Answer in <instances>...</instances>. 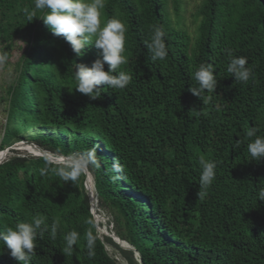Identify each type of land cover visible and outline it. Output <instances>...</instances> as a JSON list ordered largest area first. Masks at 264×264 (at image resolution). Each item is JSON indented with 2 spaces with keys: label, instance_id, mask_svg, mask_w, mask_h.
I'll use <instances>...</instances> for the list:
<instances>
[{
  "label": "trees",
  "instance_id": "1",
  "mask_svg": "<svg viewBox=\"0 0 264 264\" xmlns=\"http://www.w3.org/2000/svg\"><path fill=\"white\" fill-rule=\"evenodd\" d=\"M171 1L180 12L181 0H104L102 26L113 17L125 24L127 63L118 71L132 80L124 89L101 86V97L92 100L75 91V70L99 58L94 45L77 56L39 19L46 10L27 21L23 9L34 0H0L2 55L10 60L23 42L1 97L0 150L27 141L66 155L99 144L101 167L90 171L98 210L112 217L114 232L140 252L142 264H264V201L257 198L264 160H252L245 136L254 125L264 134V0H202L195 36L174 21ZM155 27L165 33L168 55L153 62L145 41ZM228 50L247 57L249 81L227 72ZM202 63L214 65L218 81L203 101L189 91ZM39 128L59 131L53 136ZM11 154L0 164V226L14 227L37 213L57 223L54 240L48 233L37 239L31 264H141L115 234L98 232L87 175L65 183L48 157ZM202 155L217 168L208 195L198 200ZM114 160L119 179H113ZM46 161L51 166L41 177ZM70 231L79 237L69 250L63 236ZM88 232L95 238L91 257ZM0 264H19L2 244Z\"/></svg>",
  "mask_w": 264,
  "mask_h": 264
},
{
  "label": "clouds",
  "instance_id": "2",
  "mask_svg": "<svg viewBox=\"0 0 264 264\" xmlns=\"http://www.w3.org/2000/svg\"><path fill=\"white\" fill-rule=\"evenodd\" d=\"M104 0H34L32 8L25 7L23 14L27 21L32 22L38 11H45L42 18H39L49 27L54 37H63L77 56L86 51L90 46L98 50V57L91 63V66L77 64L75 80L77 82L75 91L96 100L102 95L101 86L111 89H124L132 80L126 71H118L122 64L127 63L123 55L125 51L126 27L118 18L108 19L101 23ZM165 33L155 27L145 47L151 54L153 62L163 61L167 55L165 44ZM227 55L230 62L227 65V72L235 81L247 82L253 77V67L248 66V59L245 56H234L231 50ZM105 65L108 70L105 71ZM216 70L211 63H202L193 72L192 79L197 86H191L189 91L203 101V93L211 92L218 87ZM103 89V90H104ZM245 136L250 140L246 146L247 153L253 161L264 160V134L257 126L245 130ZM236 148L240 147V141L236 142ZM99 144L90 147L83 152H71L60 157V162L51 168L65 183H74L81 175H87L89 171L101 167V158L97 151ZM51 161L45 162V167L40 168L39 174L45 176ZM200 177L199 190L196 193L198 200H203L207 195V189L212 185L215 177L217 163L214 160L206 159L203 155L199 158ZM112 169L117 173L113 179H119L121 165L113 161ZM260 183H264V179ZM257 198L259 202L264 201V187L258 188ZM48 217L37 213L30 220L18 222L14 227L0 226V244L8 250V254L19 262V264H31L32 258L36 256L37 239H43L48 233L51 239L57 235V223L48 222ZM79 234L70 231L63 236L66 248L72 249L78 240ZM95 238L91 232L87 233L88 255H94Z\"/></svg>",
  "mask_w": 264,
  "mask_h": 264
},
{
  "label": "rangeland",
  "instance_id": "3",
  "mask_svg": "<svg viewBox=\"0 0 264 264\" xmlns=\"http://www.w3.org/2000/svg\"><path fill=\"white\" fill-rule=\"evenodd\" d=\"M201 3L202 0H181L180 12H177L175 5L172 1L170 2L169 5V9L174 21L176 23L179 22L180 26L182 28H185V30H188L192 36H195L197 32L196 30L199 24V20H197L196 12L198 7L201 5ZM20 45H23V42L17 41V47L13 51L10 60H7L0 51V144L3 137V125L6 122V111H5L6 104L4 101L1 100V97L2 95H4L7 86L15 76L16 63L22 54V49L19 48ZM39 130L43 133L46 131L45 133L53 136H56V134L59 131L56 128H39ZM35 134L37 133L35 132ZM27 144L31 145L30 142H28ZM17 151H19L21 154H31L32 156H35V154H32L27 150H17ZM11 155L12 154L10 153L8 157H10ZM97 213L99 215L98 224L100 227V235L103 236V234L105 233L108 235H113L114 230H113L112 217L109 214H107L105 211L101 212L98 209H97ZM100 223L103 225V227L100 226ZM107 249L111 255L120 257V255L116 254L115 250L112 247L108 246Z\"/></svg>",
  "mask_w": 264,
  "mask_h": 264
},
{
  "label": "water",
  "instance_id": "4",
  "mask_svg": "<svg viewBox=\"0 0 264 264\" xmlns=\"http://www.w3.org/2000/svg\"><path fill=\"white\" fill-rule=\"evenodd\" d=\"M22 142H25V143H28L27 141H21V142H18L16 143L15 145H13L12 147H9L1 152H9V151H12V150H15L16 149V146L19 144V143H22ZM31 145H34L35 147L39 148L40 149V152L39 153H33L35 154V156H45V157H48L52 162H55V163H59L60 162V157L64 156V155H61V154H58V153H54L52 151H49V150H46V149H43L41 147H39L38 145L34 144V143H30ZM7 158H5L4 160H2L0 162V164H2ZM87 181H88V174H87V179L85 181V189L86 191L88 192V197L90 198V202H91V210H92V213L96 219V225H97V230L98 232L100 233V227L98 225V221H97V217H98V213H97V209H98V199L96 197H93V193H91L88 188H87ZM115 236L117 238H119L120 240L122 241H125L123 240L121 237H119L118 234H116L114 232ZM111 237V236H110ZM113 238V237H112ZM114 239V238H113ZM114 241L123 249H126V250H130V251H133L135 253V255L139 258V262L142 264V259H141V254L140 252L133 246L131 245L129 242L125 241L126 243H128L130 246H123L122 241H116V239H114Z\"/></svg>",
  "mask_w": 264,
  "mask_h": 264
},
{
  "label": "bare ground",
  "instance_id": "5",
  "mask_svg": "<svg viewBox=\"0 0 264 264\" xmlns=\"http://www.w3.org/2000/svg\"><path fill=\"white\" fill-rule=\"evenodd\" d=\"M15 150H27V151H29L30 153H39L40 152V149L39 148H37V147H35L34 145H28L27 143H25V142H22V143H19L17 146H16V149ZM11 153V151H9V152H1L0 153V162L2 161V160H4L5 158H7L8 156H9V154ZM87 188H88V190L91 192V193H93V197H95L94 195H95V179H94V176H93V174L89 171V173H88V181H87ZM99 215H98V217H97V221H98V223H99ZM116 239L118 240V241H122V240H120L119 238H117L116 237ZM120 243H122V245L123 246H130L128 243H126L125 241H122V242H120Z\"/></svg>",
  "mask_w": 264,
  "mask_h": 264
}]
</instances>
